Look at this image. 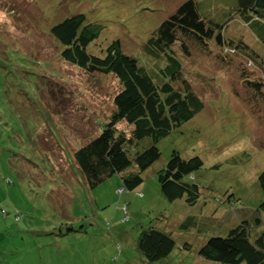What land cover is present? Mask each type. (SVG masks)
Wrapping results in <instances>:
<instances>
[{
	"label": "rangeland",
	"instance_id": "obj_1",
	"mask_svg": "<svg viewBox=\"0 0 264 264\" xmlns=\"http://www.w3.org/2000/svg\"><path fill=\"white\" fill-rule=\"evenodd\" d=\"M184 1L0 0V264H139L137 237L150 224L195 247L242 220L252 234L264 230V210L255 207L262 198L256 179L264 169V99L253 103L241 71L230 66L264 79V43L244 23L245 0H194L204 21L221 25L227 38H242L257 56L242 52L219 61L214 38L210 51L187 41L186 54L181 39L167 49L184 66L180 74L203 107L157 143L160 157L141 172L139 186L116 193L123 176L139 171L134 163L91 187L74 160V151L110 120L119 87L111 74L89 73L62 59L50 27L85 13L99 29L89 52L100 54L118 39L122 51L155 76L168 60L152 53L147 40ZM126 124L121 120L117 128ZM173 150L203 161L194 172L201 196L193 205L169 201L159 189L156 171ZM70 225L75 230L61 235L59 229ZM192 251L179 252L177 264H220L192 260Z\"/></svg>",
	"mask_w": 264,
	"mask_h": 264
},
{
	"label": "trees",
	"instance_id": "obj_2",
	"mask_svg": "<svg viewBox=\"0 0 264 264\" xmlns=\"http://www.w3.org/2000/svg\"><path fill=\"white\" fill-rule=\"evenodd\" d=\"M245 2L244 23L253 36L257 34L264 43V0ZM258 4H263V7L257 9ZM215 28L220 31L215 33ZM221 29V25L212 22L208 24L200 17L194 0L184 1L147 40V47L152 53L168 60V64L159 69V75L151 76L146 67L139 65L135 58L122 51L118 39L111 41L100 54L94 50L89 52L88 45L99 36V29L96 24L87 20L85 13L68 16L50 27V33L62 46V59L89 73L111 74L118 82L119 88L112 99L115 109L110 120L103 125L97 136L74 151V160L91 187L134 163L139 171L123 176V186L116 193L120 196L124 191L135 189L143 182L141 172L160 157L157 143L173 129L181 128L203 107L199 96L191 89L190 82L180 74V69L184 71V66L167 51L172 44L181 39L180 48L186 54L189 53L187 41L210 51L208 42L214 38L222 50L216 56L219 61L222 59L228 63V56L231 60L242 52L251 59V56H257L253 46L242 38L235 41L223 36ZM230 66L233 70L241 71L242 85L245 92L251 95L249 99L253 103L264 99V79L261 76L251 78L240 66ZM247 70L253 72L250 68ZM121 120L127 123L124 129L117 128V123ZM147 141H150L147 146H140ZM202 165L200 156L184 158L177 150H173L164 167L156 171L161 194L169 201L183 199L189 205L195 204L201 196V187L194 172ZM256 183L262 198L255 203V207L264 210V169L257 175ZM123 209L127 212L126 203L123 204ZM2 213L7 212L2 210ZM21 217L19 213L14 215L15 220ZM124 220H128V217ZM259 223V219H256L255 224ZM73 230L75 226L70 225L64 232L60 228L59 232L67 235ZM175 237L172 231L151 224L141 229L136 241V249L140 254L137 255L136 262L177 264L178 261L174 258L179 252L196 248L192 251V260L201 256L220 264H264V230L252 234L247 220L238 222L225 236L204 237L198 247L187 241H176ZM117 249L120 250L121 245H117Z\"/></svg>",
	"mask_w": 264,
	"mask_h": 264
}]
</instances>
